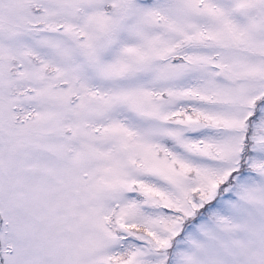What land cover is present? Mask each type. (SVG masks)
Listing matches in <instances>:
<instances>
[{
  "label": "snow or ice",
  "instance_id": "1",
  "mask_svg": "<svg viewBox=\"0 0 264 264\" xmlns=\"http://www.w3.org/2000/svg\"><path fill=\"white\" fill-rule=\"evenodd\" d=\"M0 264H264V0H0Z\"/></svg>",
  "mask_w": 264,
  "mask_h": 264
}]
</instances>
